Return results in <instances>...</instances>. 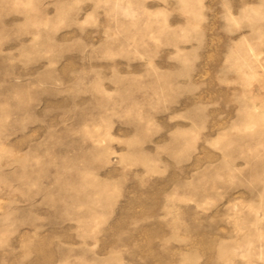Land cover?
I'll return each instance as SVG.
<instances>
[{
  "label": "rangeland",
  "instance_id": "1",
  "mask_svg": "<svg viewBox=\"0 0 264 264\" xmlns=\"http://www.w3.org/2000/svg\"><path fill=\"white\" fill-rule=\"evenodd\" d=\"M0 264H264V0H0Z\"/></svg>",
  "mask_w": 264,
  "mask_h": 264
}]
</instances>
